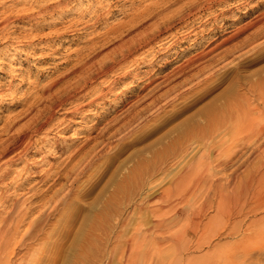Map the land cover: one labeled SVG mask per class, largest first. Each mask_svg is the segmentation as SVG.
<instances>
[{"label": "rangeland", "instance_id": "1", "mask_svg": "<svg viewBox=\"0 0 264 264\" xmlns=\"http://www.w3.org/2000/svg\"><path fill=\"white\" fill-rule=\"evenodd\" d=\"M229 105L264 128V0H0V139L40 112L47 122L5 166L0 193L40 207L0 235V264H264V181L217 214L184 178L244 179L264 161L251 132L210 147L222 136L208 119Z\"/></svg>", "mask_w": 264, "mask_h": 264}, {"label": "bare ground", "instance_id": "2", "mask_svg": "<svg viewBox=\"0 0 264 264\" xmlns=\"http://www.w3.org/2000/svg\"><path fill=\"white\" fill-rule=\"evenodd\" d=\"M262 18V15H261ZM181 20V19H180ZM178 22V21H177ZM121 23V22H120ZM122 24V23H121ZM172 24H173V20H168L165 18H162L160 20V22L158 23L157 26V30L158 32L162 33V32H167L172 28ZM176 25V24H175ZM118 26V25H117ZM118 28V27H117ZM150 39H152L151 36H147L145 38H143V40H139V43L144 41H150ZM227 41V39H226ZM135 45V44H134ZM134 45H127L124 46V48L121 49L120 54L122 57V60L125 59L134 49ZM141 46V45H140ZM218 47V46H216ZM215 47V48H216ZM119 57V56H118ZM116 58V57H115ZM120 59V58H119ZM113 63V62H112ZM116 63V61H115ZM87 65V64H86ZM111 65V64H110ZM109 66H107L106 68L108 69ZM113 65V64H112ZM93 68H95V64L87 66V70L85 71V74H87V77L85 75L82 76L81 79H79L76 83V85L74 87H72L73 92L78 91L80 88H83L85 85H87L88 81H90L91 79H93L94 77V70ZM113 67L111 66V69ZM101 69V68H100ZM108 71V70H107ZM102 72V71H101ZM96 75V74H95ZM249 87V86H248ZM253 88V87H252ZM66 89V88H65ZM59 92V91H58ZM60 94V93H59ZM63 94V93H62ZM52 98V97H51ZM236 99V98H235ZM53 100V99H52ZM62 101V100H61ZM62 103V102H61ZM234 104V103H232ZM237 104V103H235ZM242 104V103H241ZM231 105V104H230ZM229 105V106H230ZM256 105V104H255ZM259 105V104H257ZM49 106V105H48ZM227 107L224 115L222 116L224 119L222 122H220V116L218 114H214L212 117H210L208 119L209 121V125L211 128V134H216L218 136H222L217 142H211L210 143V147L213 149L216 148H220L222 147L226 141H224L226 138V140L228 141V138H236L238 139L240 136H242V139H247V132H251L253 133V137L255 136L254 134H256L258 137H262L264 136V128H259L255 129L253 128V125L251 126L250 123L248 126V121L251 119V115L250 117L246 116V110L245 107H238L236 105L234 106H230ZM216 108V107H215ZM254 109V107H252ZM262 108V107H261ZM251 109V108H250ZM257 109H255L256 111ZM259 112H260V108H258ZM249 111V110H248ZM251 111V110H250ZM37 112V111H36ZM35 112V113H36ZM40 112V111H39ZM43 113V112H42ZM252 113H254V110L252 111ZM257 112H255V116ZM41 112L39 114H35L33 117H31L27 124L22 127L20 130H16L13 132V134L6 140H1L0 139V191L1 190H5L7 189V185L9 186L10 183H8V181L6 182L7 179H9V176L14 172V170L6 168L7 165H15V163L19 160H23L22 155L27 153V148L26 145H29L27 143H29L28 140H30L31 134H38L40 133V131L43 129L45 123H47L46 121H44L41 117ZM43 115V114H42ZM221 115V113H220ZM226 115V116H225ZM51 116V115H50ZM201 116V115H200ZM219 116V125H217L218 123H216V125H214L215 120L218 119ZM140 117V116H139ZM259 117V116H258ZM257 117V118H258ZM256 118V119H257ZM255 119V118H254ZM261 119V117H260ZM259 119V120H260ZM207 121V122H208ZM252 121V120H250ZM255 121V120H253ZM257 121V120H256ZM262 121V119H261ZM259 121V122H261ZM206 123V122H205ZM257 123V122H256ZM203 125V124H202ZM206 125V126H207ZM257 125V124H256ZM261 126V125H260ZM204 127V126H203ZM257 127V126H255ZM5 128V127H4ZM208 129V127H207ZM222 129V131H221ZM6 130V129H5ZM201 130V129H200ZM205 130V129H204ZM203 130V131H204ZM202 131V133H203ZM8 132V131H7ZM116 132V131H115ZM206 132V130L204 131ZM193 134V133H191ZM197 134V133H196ZM205 134V133H204ZM246 134V135H245ZM250 134V133H249ZM195 135V134H194ZM198 135V134H197ZM239 135V137H237ZM199 136V135H198ZM246 136V137H245ZM185 137V136H184ZM211 137V136H210ZM251 137V136H250ZM223 138H225L223 140ZM201 139V138H200ZM211 139V138H209ZM241 139V140H242ZM252 139V137H251ZM240 140V141H241ZM248 140V139H247ZM256 140V139H255ZM246 141V140H245ZM254 141V140H253ZM185 142V141H184ZM241 142H244L243 140ZM252 142V141H251ZM255 142V141H254ZM218 143V145H217ZM248 143V142H247ZM258 143V142H257ZM244 144V143H243ZM251 144V143H250ZM217 145V146H216ZM258 145V144H257ZM24 147V148H23ZM262 147V146H261ZM254 148V147H253ZM260 148V147H259ZM258 148V149H259ZM211 150V149H210ZM209 150V151H210ZM219 149H216V151L218 152ZM222 150V149H221ZM260 150H262L260 148ZM208 151V150H207ZM206 151V152H207ZM208 151V152H209ZM253 151V150H252ZM259 151V150H258ZM80 151H75V153H73L70 157H68L69 159L74 158L76 155H78ZM98 152V151H97ZM205 152V151H204ZM207 152V153H208ZM220 152V151H219ZM218 152V153H219ZM222 152V151H221ZM220 152V153H221ZM255 152V151H254ZM260 152V151H259ZM23 153V154H21ZM206 153V154H207ZM210 153H214L213 151ZM13 155L11 158H9L8 160H5L4 162H1V160L3 159V157L7 156V155ZM204 153V156L206 155ZM92 155V154H91ZM208 155V154H207ZM255 155V154H253ZM252 155V156H253ZM258 155V154H256ZM203 156V157H204ZM245 156V155H244ZM251 156V155H250ZM243 157V155H242ZM257 157V156H255ZM248 158V157H247ZM258 158V157H257ZM264 159V158H262ZM259 160V162L262 161ZM239 160V159H238ZM255 160V159H254ZM258 160V159H257ZM24 161V160H23ZM237 161V160H236ZM83 162V160H82ZM87 162V160H86ZM239 162V161H238ZM246 162V161H245ZM19 163V162H18ZM88 163V162H87ZM224 163V164H223ZM229 162L227 161V163L225 164V162H220L218 163V166H221L222 164L225 165L226 167H228ZM230 164V163H229ZM237 164V163H236ZM243 164V163H242ZM255 164V163H254ZM259 164V163H258ZM253 165L251 167H249L250 169H248V173L246 175V178L241 179L239 174L235 173L233 175H231V178H229L227 180V182L225 183H219L217 181V183H214L213 179H209L210 176H202L199 177L197 179H195L194 176H192L191 174H187L186 176H184L185 179L188 180H192L193 183L198 185H201L203 187H206L207 193H206V199H212V203L216 202V212L217 214H221L223 212L226 211V207H228L230 204L233 203H237V201L239 200L240 197V189H244L245 187L250 186V184L252 185L253 182L256 180L258 182H262L264 181V161H262V163H260L259 165ZM60 165V164H59ZM6 166V167H5ZM64 166V165H63ZM62 166V167H63ZM236 166V165H235ZM10 167V166H9ZM61 167V168H62ZM77 167V166H76ZM80 167V166H79ZM223 166H221L222 168ZM232 167V166H231ZM248 167V166H247ZM85 168V167H84ZM219 168V167H218ZM235 168V167H234ZM25 170L29 171V169L27 168V166L24 168ZM65 168H62L61 170H59L58 172H56V181H58L60 179L61 176L65 175ZM224 170H227V168L225 169L222 168ZM239 169V168H238ZM84 170V169H82ZM80 170V171H82ZM232 170V169H231ZM230 170V171H231ZM68 171V170H67ZM78 171V170H77ZM237 172V170L235 171ZM190 173V172H189ZM229 174V173H228ZM185 175V174H183ZM211 175V174H210ZM225 175V174H224ZM49 173L45 172V174H43V176L41 177V183L47 182L48 178H49ZM62 178V177H61ZM177 178V177H176ZM13 179H15V177H13ZM28 179V178H27ZM35 178H32L28 181V185L30 186V184H32L33 180ZM12 180V179H11ZM216 180V179H215ZM226 180V179H225ZM54 181V182H56ZM187 181V180H185ZM222 181V180H220ZM224 181V180H223ZM10 182V181H9ZM191 182V181H190ZM35 183V182H34ZM54 184V183H53ZM256 184V183H255ZM260 184V183H259ZM33 185V184H32ZM25 184L19 185L17 188L19 190H24L25 189ZM17 188H15L17 190ZM29 189L28 192H31L32 190L35 189V187H27ZM53 188V187H52ZM251 188V186H250ZM27 189V190H28ZM6 191V190H5ZM4 192V191H3ZM34 193V192H33ZM30 194V193H29ZM18 195H6L4 193H0V235L5 234L9 237H14L19 233L20 227L23 225V223H25L31 214H34L37 210L38 207H40V205H37V203L35 204V202H30V204L27 205V201L26 200H21L19 198H17ZM42 196V195H41ZM254 196V195H253ZM256 196V195H255ZM242 197V196H241ZM245 198V197H244ZM46 201V200H45ZM50 201V200H49ZM147 201V200H145ZM208 201V200H207ZM48 202V201H47ZM52 202V201H51ZM211 202V201H210ZM49 203V202H48ZM247 201H244L243 204L240 205V207H237L236 209V213L232 210L229 211V215L230 217L235 215H241L243 212V208L246 205ZM43 204V203H42ZM46 205V203H45ZM50 206V205H49ZM45 210V209H44ZM231 212V213H230ZM208 222V221H207ZM11 223V224H10ZM207 224V223H206ZM32 225V222L30 223L29 226ZM23 228V227H22ZM27 233V232H26ZM143 233V232H142ZM18 236V235H17ZM8 238V237H7ZM14 239V238H13ZM8 240V239H7ZM11 240V239H10ZM6 248V247H5ZM1 250V248H0Z\"/></svg>", "mask_w": 264, "mask_h": 264}]
</instances>
